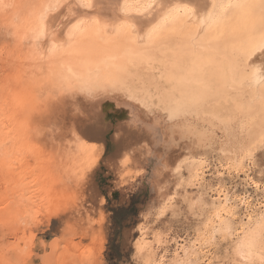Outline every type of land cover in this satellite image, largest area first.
<instances>
[{
    "label": "rangeland",
    "instance_id": "374dc122",
    "mask_svg": "<svg viewBox=\"0 0 264 264\" xmlns=\"http://www.w3.org/2000/svg\"><path fill=\"white\" fill-rule=\"evenodd\" d=\"M47 1L0 0V264H264V0H220L178 102L145 57L198 0Z\"/></svg>",
    "mask_w": 264,
    "mask_h": 264
},
{
    "label": "bare ground",
    "instance_id": "6f19581e",
    "mask_svg": "<svg viewBox=\"0 0 264 264\" xmlns=\"http://www.w3.org/2000/svg\"><path fill=\"white\" fill-rule=\"evenodd\" d=\"M78 4H80V5H82L83 7L84 6H86V4L88 3L87 1L88 0H75ZM133 1H135V0H131V1H129V3L130 4H133ZM200 0H198L197 2L195 1V5L193 4L194 3V1H193V3H191V4H193V6L190 4V2H189V4H190V6H186V4H182V6H179V5H174V6H171V14H169V15H164V16H162V20H161V24H163V23H172V25L174 26L176 23H177V21L179 20H182V21H184L185 22V28H188V26H192L198 33H196L197 35L196 36H194L193 38H189V40H186L185 42H179L178 41V39L177 40H175V41H172V42H166L165 40H162V38H160V44H159V46H158V48L156 49L158 52V57H159V59L157 60L158 61V63H156V61H155V65L154 64H152V62H148L149 60L150 61H154V59H150V57H145V59H146V64L150 67H153V68H155V66H156V68H157V70H159V73L161 74V77L163 78V84L164 85H166L165 87H166V89L167 88H173V87H175V86H173V84H175L174 82H178V80H180V82H178L179 84H178V86L179 87H181V86H184L181 82H183L182 81V77L183 76H185V75H183V76H181V74L183 73H181V72H179V73H174V71L175 70H177V69H180V68H182V69H186V67H188V68H192V67H190V66H199L200 67V65H207V63H211V64H213L214 65V63L216 64V63H219V65L222 63V60L221 59H223V57H221V55H220V57H221V59H219V60H217L216 58H213L212 56H210V58H208V57H204L205 59H203L202 58V54L203 53H205V50H201V51H203V53L200 51V52H198V50H197V47H200V45L202 44V46H203V49H205L206 47L204 46L205 45V41L202 39L203 37L202 36H207V32L208 31H210V30H212V29H215L218 25H220L222 22H224V15H225V13H223L224 12V10L227 8L225 5H221V1H224V0H206L205 2H204V0H203V3H201L200 4V2H199ZM202 1V0H201ZM233 1V3H234V5L235 4H237V3H240V2H246L245 0H232ZM231 1V2H232ZM249 1V0H248ZM63 2V0H48L45 4H44V6H43V14H47V16L49 15V12H51V11H56L57 9H59L60 8V6H61V3ZM199 2V3H198ZM249 2H251V1H249ZM144 3V5L145 6H147L148 8H151L152 10L154 9V6H157L158 5V0H144L143 2H141V4H143ZM227 3V2H226ZM199 4V5H198ZM240 4H242V3H240ZM183 5H185L184 7H183ZM88 6V5H87ZM161 6V5H160ZM239 6V5H238ZM237 6V7H238ZM126 5L124 4V3H121V5H120V7L118 8V12L119 13H127L128 12V10L126 9ZM168 7V6H167ZM234 7V6H233ZM161 8H162V6H161ZM166 8V7H165ZM246 8V7H245ZM169 10V9H168ZM245 12H246V9L244 10V7L242 6V9L240 10V11H238V12H236V9H232L229 13L231 14V16H239V18H240V16L243 14H245ZM44 16V15H43ZM46 16V15H45ZM230 16V17H231ZM40 18V17H39ZM44 18V17H43ZM41 19V18H40ZM46 20V19H45ZM239 20V19H238ZM42 21H43V19H42ZM175 21V22H174ZM237 21V20H236ZM41 23H43V22H41ZM225 23V22H224ZM232 23V22H231ZM130 25H132V24H130ZM225 26V25H224ZM76 27V29H75V31H74V33H77V35H84V34H86V32H88V31H91L90 33L91 34H95L94 32H97V33H99V32H101V30L100 29H92V30H86V31H84V32H81V30L84 28L85 29V27H82L81 25H76L75 26ZM133 27V26H132ZM134 28V27H133ZM137 29V28H136ZM171 30H175V28L174 27H172L171 28ZM227 30V29H226ZM263 30H264V23H263ZM41 31H43V30H41ZM134 31V30H133ZM138 30H136V32L135 33H133V36H135L136 38H138V36H139V32H137ZM43 33L44 32H42V35H43ZM108 33V32H107ZM191 34V33H190ZM206 34V35H205ZM95 36H96V34H95ZM94 36V37H95ZM165 37V36H164ZM96 38V37H95ZM177 38V37H176ZM205 38H208V37H205ZM38 39H40V38H38ZM37 39V40H38ZM43 39H45V38H42V40ZM227 39V38H226ZM41 40V39H40ZM258 40H259V44H261V43H263V45H264V33H263V35L262 36H259L258 37ZM135 42V41H134ZM143 42V41H142ZM39 43H40V41H39ZM136 43H138V42H136ZM253 43L255 44V40L253 41ZM225 44V43H224ZM175 45V46H174ZM176 45H178V47H176ZM173 46V47H172ZM127 47V46H126ZM174 47H176V48H174ZM215 47V46H214ZM212 48V49H215V48ZM217 47V46H216ZM261 47V46H260ZM260 47L258 48V49H260ZM200 48H202V47H200ZM221 48V47H220ZM87 49L88 48H86V49H84L85 51L83 52L82 51V53L84 54V57H85V60H87V61H89L87 58H88V54H89V51L88 52H86L87 51ZM208 49V48H207ZM148 50V49H147ZM211 50V49H210ZM209 50V51H210ZM216 50H217V48H216ZM257 50V49H256ZM215 51V50H214ZM214 51H210V53L211 52H213L214 53ZM218 51H219V49H218ZM101 52H103V51H101ZM107 52V51H106ZM150 51H148V53H149ZM217 52V51H216ZM152 53V52H151ZM154 53H156V51L154 52ZM202 53V54H201ZM102 54H105V52L104 53H102ZM101 54V55H102ZM109 54V53H108ZM116 54V53H115ZM208 54V53H207ZM212 54V53H211ZM211 54H208V55H211ZM253 54V53H252ZM252 54H250L251 56H250V58L254 55H252ZM72 55V54H71ZM110 55V54H109ZM108 55V56H109ZM113 55V54H112ZM143 55H145V53L143 54ZM149 55V54H148ZM157 55V54H156ZM170 55V57H167V56H169ZM207 55V56H208ZM214 55V54H213ZM216 55V54H215ZM60 56V55H59ZM63 56V55H62ZM76 56V55H75ZM83 56V55H82ZM255 56V55H254ZM257 56H259V57H263L264 56V51H260L259 52V55L257 54L254 58H253V60L251 61V63L252 62H256V61H259L258 60V57ZM72 58H73V55H72ZM80 58V57H79ZM78 58V59H79ZM89 58H95V57H92V55H90L89 56ZM98 58V57H97ZM96 58V59H97ZM142 58H144V57H142ZM225 58V57H224ZM75 59H76V57H75ZM74 60V59H69V61H67V60H65V61H61L60 63L61 64H63L64 66H66V67H70V66H72V67H70V68H68L67 70H68V72H75L73 69H77V70H79V67H78V61H80V60ZM140 59V58H139ZM161 59V60H160ZM232 59V58H231ZM82 60V59H81ZM148 60V61H147ZM230 60V58L228 59H226V61H229ZM234 60H236V59H234ZM224 61H225V59H224ZM225 61V62H226ZM231 61H233V60H231ZM89 62H91V61H89ZM230 62V61H229ZM84 63V60H83V62H81V64H83ZM233 63V62H232ZM91 64L92 63H88L87 65L89 66H91ZM210 64V65H211ZM83 65H86V63L85 64H83ZM94 67H95V65H96V63H94V64H92ZM217 65V64H216ZM215 65V66H216ZM222 66V65H221ZM211 67V66H210ZM213 67V66H212ZM205 68V67H204ZM217 66H216V70H217ZM89 69V68H88ZM95 69V68H94ZM197 69V68H196ZM199 69V68H198ZM197 69V70H198ZM156 70V71H157ZM166 70H170L169 72H167ZM188 70V69H187ZM192 70H195V69H193L192 68ZM191 70V71H192ZM200 70V69H199ZM198 70V71H199ZM90 71V70H89ZM88 71V72H89ZM178 71V70H177ZM198 71H197V73H198ZM86 72V71H85ZM172 72V73H171ZM187 72V71H186ZM193 72V71H192ZM195 72V71H194ZM188 73V75L190 74L189 72H187ZM183 74H185V73H183ZM203 74V73H202ZM191 75V74H190ZM160 76V75H159ZM194 76L196 77V75L194 74ZM189 77V76H188ZM193 77V76H192ZM198 77V76H197ZM184 78V77H183ZM161 79V78H160ZM159 79V81H161ZM194 81V80H193ZM123 82V81H122ZM176 82V83H177ZM186 83V85L188 84V83H190V82H185ZM202 84V83H201ZM209 84V83H208ZM210 85V84H209ZM177 86V87H178ZM197 86V85H196ZM185 88H186V86H184ZM127 88H129V87H127ZM182 88V87H181ZM124 89V88H123ZM178 90V88H176L175 87V91H174V102L175 101H177V100H180V98H181V100H183V98H184V94L183 93H185V92H183V93H181L183 90L181 89V91L179 90V92H177V90ZM188 89V88H187ZM193 89V88H192ZM125 90V89H124ZM165 90V89H164ZM163 90V91H164ZM173 91V90H172ZM171 91V92H172ZM195 91V90H194ZM128 92H130V91H128ZM153 92V91H152ZM168 92V91H167ZM132 93V92H131ZM150 93V92H149ZM169 93V92H168ZM173 93V92H172ZM172 93H171V97H172ZM164 94V93H163ZM170 94V93H169ZM186 94V93H185ZM165 95H166V93H165ZM190 95V94H189ZM254 95V94H253ZM166 96H168V94L166 95ZM183 96V97H182ZM187 96V95H186ZM131 97H133L132 95H131ZM137 97V96H136ZM149 97V96H148ZM134 98V97H133ZM169 99H170V97H169ZM173 99V98H172ZM203 99V98H202ZM189 100V98H187L186 100H185V102H187ZM259 100V99H258ZM170 101V100H169ZM165 102H167V101H165ZM171 102H172V100H171ZM178 102V101H177ZM200 102V101H199ZM250 102V101H249ZM252 102V101H251ZM173 103V102H172ZM183 103V102H182ZM206 104V103H205ZM164 105V104H163ZM166 105V104H165ZM168 105V104H167ZM206 106V105H205ZM201 108V107H200Z\"/></svg>",
    "mask_w": 264,
    "mask_h": 264
}]
</instances>
